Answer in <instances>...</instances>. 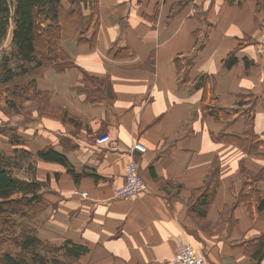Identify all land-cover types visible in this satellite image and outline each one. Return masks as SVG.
<instances>
[{"label":"crops","instance_id":"crops-1","mask_svg":"<svg viewBox=\"0 0 264 264\" xmlns=\"http://www.w3.org/2000/svg\"><path fill=\"white\" fill-rule=\"evenodd\" d=\"M96 3L94 45L67 39L73 66L44 69L34 82L48 95V111L39 113L34 104L25 109L28 119L12 121L22 145L0 140L8 157L15 149L35 155L51 147L81 176L75 183L62 165L35 159L34 178L48 181L46 197L54 203V235L38 237L85 246L78 264H172L181 240L205 264H254L253 247L244 243L264 234V214L253 199L239 203L237 196L241 169L264 171V149L250 156L237 146L244 113L228 125L204 105L228 111L253 106L254 133L264 138V12L256 0ZM230 55L236 63L226 68ZM85 75L100 83L88 90ZM200 77L203 86L195 89ZM247 95L254 103L241 101ZM2 116L0 123L13 120ZM101 135L111 143L97 145ZM135 144L144 152L131 155ZM131 157L147 189L115 198ZM206 186L204 215L198 216L190 208ZM255 187L264 199V180Z\"/></svg>","mask_w":264,"mask_h":264},{"label":"trees","instance_id":"trees-1","mask_svg":"<svg viewBox=\"0 0 264 264\" xmlns=\"http://www.w3.org/2000/svg\"><path fill=\"white\" fill-rule=\"evenodd\" d=\"M62 1L0 0V42L8 36L11 28L9 54L4 55L3 52L0 55V88H4L0 90V99L4 98L11 107L14 106V98L26 94L27 89L30 88L29 84L34 86L31 80L26 87L23 78L39 69H53L59 72L73 66L72 58L65 46L67 39L75 44L94 45L98 14L96 0H66L69 3L68 9L62 6ZM234 1L240 4L243 0H230V2ZM85 10L89 13L85 14ZM41 37L44 38L47 47L42 53L41 40H39ZM235 63L236 59L230 55L225 59L224 66L230 68ZM203 80L204 78L200 77L194 88H201ZM180 81L185 80L183 78ZM83 82L88 90L89 83H100L99 79L87 75L83 77ZM92 101H98L97 97ZM204 110L214 119L228 125L238 116L237 112L216 106L204 105ZM253 111L252 106L244 113L243 136L236 138L235 142L244 153L259 155L260 148L264 147V141L254 133ZM231 113L235 116L230 117ZM6 137L10 144L22 145V140L15 133ZM223 139L219 137V140ZM18 151L20 150L15 149L14 154ZM22 155L62 165L75 183L81 177L80 174L73 172L65 156L55 152L51 147H45L35 155L21 150L14 160ZM9 158L0 151V245H11L18 253L13 256L3 252L0 255V264H78L80 258L88 252L85 246L72 241L50 245L42 241L36 235V230L28 224L29 219H34L36 222L38 216L40 217L47 207V193L42 191L45 181H37L34 177L20 179L14 176L12 160ZM241 172L250 182L264 179L262 174L264 171H260L262 173L256 180L248 178L253 173L244 169H241ZM249 184L245 181L242 183L237 201L241 203L253 199L256 202V211L264 214V199L261 198L257 188ZM208 190L209 187L206 186L196 191L198 194L201 191V199L196 205L192 204L190 209L196 210L198 216L204 215ZM38 211L41 212L36 213ZM250 243L253 247L251 258L254 264H260L264 258V234L245 242L244 246Z\"/></svg>","mask_w":264,"mask_h":264},{"label":"rangeland","instance_id":"rangeland-1","mask_svg":"<svg viewBox=\"0 0 264 264\" xmlns=\"http://www.w3.org/2000/svg\"><path fill=\"white\" fill-rule=\"evenodd\" d=\"M258 4V5H257ZM256 8L257 10H262L264 12V0H256ZM10 32H11V28H9L8 31V36L4 39L1 40L0 42V55L4 52V55H8L9 54V49H10ZM42 38V39H41ZM39 40H41V53L47 50V47L45 46V40L43 37H41ZM38 40V41H39ZM68 45L69 43L67 42V44H65L66 48L68 49ZM39 46V48H40ZM72 67V66H70ZM68 67V68H70ZM43 71V69H39L38 71H35L34 73L28 75L27 77L23 78L24 83L26 85V87L28 86V82L31 81L32 83H34L36 81V78L41 75V72ZM93 83V82H92ZM92 83H89L88 87H91ZM35 84V83H34ZM30 88L27 89L26 94L23 95H18V98H14V106L11 107L9 106L8 102H5L4 98L0 99V120L3 119L2 114H4L7 117H11L13 120L9 121H4L0 123V140L2 141V139L4 140V138L2 136H9L10 134H14L16 131V126L15 124L12 123L13 122H17V121H21L23 122L24 119H28V118H24L25 117H29L26 114L25 109H27L28 106H33L35 104V108L37 109V111L39 113H41L43 110L44 111H48L46 110V108L44 107V105L47 102V98L48 95L47 94H41L37 92L36 90V86L34 85H30ZM34 88V89H33ZM4 89L3 87L0 88ZM12 99V98H11ZM10 99V101L12 102V100ZM241 101L243 100H249V103H254L255 99H254V95H247V96H240ZM39 100V101H38ZM12 104V103H11ZM239 106H244V105H238L237 108H235L234 110H232L233 112H237L240 114H243L245 112L248 111V109H250L252 106H250L249 108L243 107L240 108ZM240 108V109H239ZM29 111V110H27ZM232 112V113H233ZM22 114L21 117H17L16 114ZM230 114V117H234L233 114ZM16 118H21V120H18ZM19 124V122H18ZM16 124V125H18ZM10 134H9V133ZM9 134V135H8ZM264 137V136H263ZM262 141H264V138H261ZM264 149L260 148V150ZM1 151V150H0ZM21 152L18 151V153L14 154V156L10 157L9 159L12 160V173L14 176L20 178V179H33L34 177V170H35V158L32 157H27L25 155L20 156L17 160H14V158L18 157V154ZM247 155L252 156L251 154L245 153ZM8 157V156H7ZM246 171V170H245ZM251 173V172H250ZM262 173V172H261ZM260 172L257 173H253L252 175H250L248 178L249 179H253L256 180L257 178L260 177ZM264 174V172L262 173ZM242 183L245 181L247 183H250L249 185H253L255 186L257 184L258 181H248L247 177L244 176L243 178H241ZM260 180H264V179H260ZM44 188L42 189V191L48 196H51V190L48 186V181H45L44 183ZM48 200V204L47 207L44 209V213L40 214V217L38 216V220L36 222H34V219H29V225L32 226L33 230H36V235L39 236L41 233L43 234V232H48L49 234L51 233V235H54V227L51 224V218L52 216H54V213L52 212L54 209V203H52V201L47 198ZM41 211H38L36 213H40ZM43 237V236H42ZM42 241L44 242H48L50 245H59L62 242H54V239L52 240H47L46 238H42ZM6 252L10 255L16 256L18 251L11 245H7V244H2L0 245V255Z\"/></svg>","mask_w":264,"mask_h":264},{"label":"built area","instance_id":"built-area-1","mask_svg":"<svg viewBox=\"0 0 264 264\" xmlns=\"http://www.w3.org/2000/svg\"><path fill=\"white\" fill-rule=\"evenodd\" d=\"M210 2L211 0H205ZM264 40V38H262ZM95 143L99 146L107 145L111 143L109 135H101L96 138ZM131 155L133 152H144V147L139 144H135L131 148ZM147 185L144 183L140 173L139 167L136 161L131 157L127 162L124 169V183L121 187L114 190V197L118 199H129L134 196L140 195L145 192ZM81 196H85V193H81ZM172 264H205V257L194 246L186 241H179L174 251Z\"/></svg>","mask_w":264,"mask_h":264}]
</instances>
